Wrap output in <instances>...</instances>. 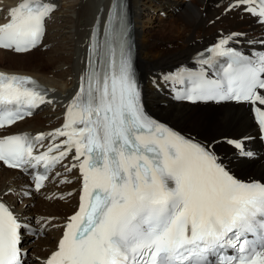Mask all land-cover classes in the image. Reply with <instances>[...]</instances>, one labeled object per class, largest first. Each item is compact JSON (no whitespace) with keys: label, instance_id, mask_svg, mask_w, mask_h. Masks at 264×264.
Masks as SVG:
<instances>
[{"label":"snow or ice","instance_id":"snow-or-ice-1","mask_svg":"<svg viewBox=\"0 0 264 264\" xmlns=\"http://www.w3.org/2000/svg\"><path fill=\"white\" fill-rule=\"evenodd\" d=\"M242 6L264 23V0H230L226 11ZM114 7L119 9V30L101 46L100 65L90 61L87 84L82 77L65 124L48 134L67 139L36 156L27 135L0 139V161L12 168L43 163L48 169L75 148L73 160L79 161L83 178L80 206L46 264H264V183L239 181L210 146L146 114L123 8L119 2ZM53 10L39 0H23L11 8L8 22L0 24V48L20 53L36 47ZM231 39L235 34L209 50L229 58L227 87L200 74L181 98L264 105L258 92L264 90V55L246 59L226 46ZM29 84L35 82L0 73V105L34 108L44 103L42 92ZM253 112L264 133V110L253 107ZM28 114L19 107L0 111V125ZM227 142L242 157L253 155L241 142ZM54 148L58 155H48ZM45 178L35 175L37 190ZM21 229L28 226L0 203V264H23ZM248 233H259L260 243L244 239ZM225 249L233 255H225Z\"/></svg>","mask_w":264,"mask_h":264},{"label":"bare ground","instance_id":"bare-ground-1","mask_svg":"<svg viewBox=\"0 0 264 264\" xmlns=\"http://www.w3.org/2000/svg\"><path fill=\"white\" fill-rule=\"evenodd\" d=\"M17 1L0 0V6L6 9V6L14 5ZM52 1L55 2L56 0ZM109 1L73 0L61 12L63 19L59 17L55 19L56 22L60 19L63 20L62 25L49 26V29L53 28L56 32L49 35V38L47 33L43 42V44L55 42V37L58 35L63 36L66 44L62 46L58 43V45L53 46L51 50L44 53L46 57L43 54H36L35 58L38 62L33 65L29 64L31 66L30 70L22 68L29 63L28 57L35 53L38 48L23 54H15L0 49V63H7L6 66L4 64V66H0V69L38 77L48 87L53 88L51 95L54 97V102L47 106L48 109L41 116H38L37 113L31 118H26L7 132L22 130L36 132L51 129L60 122V119L57 123L52 121L61 112L63 101L66 98L65 101H70L80 91L81 78L84 77L86 72L85 64L88 59L87 46L90 34L98 14L105 15ZM147 2L148 0H130L135 25L136 64L140 69L142 92L146 107L178 130L210 142L212 147L221 152L223 156L229 157L228 155H231L235 170L242 171L245 175H264V161L260 159L247 160L241 155L236 157L224 143V137L231 134L236 136H242L244 133L251 134L254 130V124L246 105L174 103L176 101L169 97L166 82L162 80L165 77L166 70L176 63L188 60L195 50L202 48L216 36L229 34L232 31H242L245 32L242 37L247 40V43L258 40L264 42V35H260L261 29L259 26L253 24L250 15L243 14L241 7L226 11L229 9L230 1L191 0L186 3L182 0H164L163 4H159L157 8L164 10L166 7L170 11L178 9L175 18H173V23H176L162 25L163 29L159 33H165L166 35L156 39L148 33L149 30L145 31L144 28L147 19H144L142 15L147 13ZM151 8L153 9V7ZM60 11L57 10V14ZM173 25L177 26L175 32H171ZM256 35L260 36L254 37ZM176 36L178 37L175 38ZM63 38L61 40H64ZM54 54H57V56L54 57ZM63 54H68V56L66 57ZM31 62L33 63L34 60ZM262 95H264V90H262ZM53 106H56V108L52 110ZM4 170L9 173L3 172ZM3 173L6 176H3ZM76 179L70 185L60 188L54 186L53 189L45 193V196L50 192L54 194L58 192L66 193L67 189L75 186ZM23 180L24 178L17 171L0 166V196L4 199L9 198L10 201L17 198L16 196H21L19 192L21 186L25 184ZM12 190L14 194L19 195H9L12 194ZM23 202L25 204H21L19 209L24 218L42 219L41 222H46V227L43 230L44 236L38 237L36 241L29 242L25 240V242H29L25 247L28 248L32 258L36 256L46 257L56 246V239L62 228L61 224L66 221L67 216L74 210L77 204V195L66 196L63 199L58 197L53 200V198L45 199L40 194H34L31 199H24ZM31 203H34V208L30 206ZM45 207L46 209H44ZM50 217H53V219L51 220ZM41 222H39V225ZM31 264L39 263L33 261Z\"/></svg>","mask_w":264,"mask_h":264},{"label":"rangeland","instance_id":"rangeland-1","mask_svg":"<svg viewBox=\"0 0 264 264\" xmlns=\"http://www.w3.org/2000/svg\"><path fill=\"white\" fill-rule=\"evenodd\" d=\"M72 2H73V0H59V2H57V9L59 7L58 10H61V11L58 14H57V12L54 13L55 15L53 16V19H52L53 22L52 23L50 22V24L48 25V27L51 26V25H54V24L62 25L63 20H61V19H63V16H61L62 15L61 12H63V10L66 9L68 7V5L70 3H72ZM163 2H164V0H148V2L146 3V5H148L147 13H145V14L142 15L144 19H147V21L145 22L146 23V26L144 27L145 28V31L146 30L147 31L149 30L148 33L152 37H154L156 39L161 38L162 36L166 35L165 33H161V32L159 33V31L161 29H163L162 25L164 26V25H168V24L170 25V24L176 23V22L173 23V21H174L173 18H175V13H177V12H174V16H172V14L167 13V16L166 17H162L159 13L154 14L155 12H153V11H158V10H160V11L162 10V11H165V12L170 11V9L169 8H166V7H165L164 10L163 9H160V8H157V7H159V4H163ZM62 7H64V8H62ZM151 7H153V9ZM56 15H59V16H56ZM56 17H59L61 19L58 22H56V20H55ZM58 23H60V24H58ZM159 24H160V27H159ZM176 29H177V26H174L173 25L171 32H175ZM54 32H56V31L53 28L50 31L48 30V36L49 35H52ZM177 37L178 36H176L175 38H177ZM62 38H63V36L60 37V36L57 35L55 37L56 41L55 42H51L50 44H48V47L43 48V49L42 48H38V50L35 53L31 54L28 57L29 63L28 64H25L22 69H24V70H30V67L31 66H29V64L33 65V64H36L38 62V60L35 58V55L36 54H38V53L39 54H43V56L46 57V55L44 53L45 52L47 53L48 50H51L53 48V46L58 45V43H59V45L64 46L66 44V40L64 38H63L64 40H61ZM63 55H65L66 57L68 56V54H63ZM53 56L56 57L57 54L56 55L54 54ZM33 60H34V62L32 63L31 61H33ZM3 64L5 66L7 65V63L4 62L0 66H2ZM43 112L44 111H42V112L40 111V113H38V116H41V114ZM3 172L9 173L8 171H5V170ZM3 176H6V175L3 173ZM27 208H25V209H27ZM32 208H34V207H32ZM44 209H46V207Z\"/></svg>","mask_w":264,"mask_h":264}]
</instances>
